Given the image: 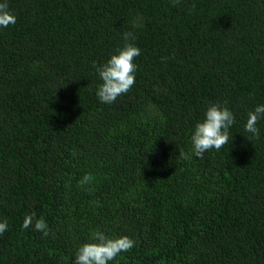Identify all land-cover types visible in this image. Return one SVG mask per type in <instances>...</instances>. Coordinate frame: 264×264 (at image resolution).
Listing matches in <instances>:
<instances>
[{
    "label": "trees",
    "instance_id": "1",
    "mask_svg": "<svg viewBox=\"0 0 264 264\" xmlns=\"http://www.w3.org/2000/svg\"><path fill=\"white\" fill-rule=\"evenodd\" d=\"M7 4L0 264H75L97 231L135 242L109 264H264V120L259 138L245 131L264 104V0ZM126 31L141 50L135 84L102 103L93 64L123 48ZM224 102L229 141L197 158L195 126ZM32 213L48 236L35 220L22 230Z\"/></svg>",
    "mask_w": 264,
    "mask_h": 264
},
{
    "label": "clouds",
    "instance_id": "2",
    "mask_svg": "<svg viewBox=\"0 0 264 264\" xmlns=\"http://www.w3.org/2000/svg\"><path fill=\"white\" fill-rule=\"evenodd\" d=\"M179 0H173V4ZM16 23V16L10 11L7 0L0 3V27L7 28ZM133 26H138L136 22ZM126 41L123 48L117 49L106 63L93 66L102 80L97 89V96L102 103H114L117 97L126 94L135 84V73L137 65L134 60L140 55L141 50L131 41L135 36L131 31L123 33ZM224 104L212 103L206 110L203 121L198 122L191 136L193 154L197 158H202L203 154L211 149L220 150L226 145L230 138L229 129L234 125L233 113ZM264 120V104L257 105L254 110L248 112L245 131L259 138L257 124ZM232 140V136H231ZM181 157L190 158L186 153L180 152ZM89 177L85 175L82 183L88 182ZM35 220V230L40 231L46 237L49 234L48 225L45 219L35 218V214L26 215L22 224V230L33 226ZM8 228L6 220L0 221V235ZM134 240L127 235L110 238L103 232L97 231L93 234L92 242L84 243L77 251L75 264H109L121 253L128 252L134 247Z\"/></svg>",
    "mask_w": 264,
    "mask_h": 264
}]
</instances>
